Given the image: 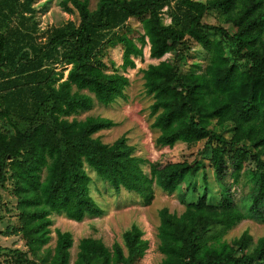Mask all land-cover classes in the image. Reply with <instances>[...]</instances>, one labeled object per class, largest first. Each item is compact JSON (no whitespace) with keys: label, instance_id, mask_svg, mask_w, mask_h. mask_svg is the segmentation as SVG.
Instances as JSON below:
<instances>
[{"label":"trees","instance_id":"trees-1","mask_svg":"<svg viewBox=\"0 0 264 264\" xmlns=\"http://www.w3.org/2000/svg\"><path fill=\"white\" fill-rule=\"evenodd\" d=\"M34 1L0 0V187L13 183L20 222L14 231L27 247L8 249V263L70 264V232L57 229L54 247H45L51 239L49 216L63 212L80 221L102 214L90 195L85 165L115 192L138 193L145 205L154 197V185L185 195L186 177L204 171L203 157L160 164L134 155L124 135L103 142L94 134L115 125L110 118H69L89 110L94 100L108 105L125 97L128 77L105 71L101 61L104 49L117 42L123 70L135 67L133 57L143 54L145 44L149 56L159 59L141 70L145 92L153 98L156 144L204 141L206 160L221 186L215 195L218 186L204 171V194L180 214L159 210L157 249L163 256L158 264H264V235L253 241L243 231L224 238L244 214L220 183L228 174L237 181L245 171L249 192L255 191L250 210L264 215V0H96L93 9L89 0H59L64 11L76 12L78 22L69 20L38 37L23 20L34 12ZM214 9L231 29L203 21ZM131 17L141 21L140 45L124 31ZM204 30L233 42L244 66L231 61L222 40L208 38ZM188 34L201 38L209 53L198 73L180 71ZM58 65H69L65 75ZM142 234L136 224L124 231L126 251L116 241L108 247L100 238L82 237L73 264H139L149 247Z\"/></svg>","mask_w":264,"mask_h":264},{"label":"rangeland","instance_id":"rangeland-1","mask_svg":"<svg viewBox=\"0 0 264 264\" xmlns=\"http://www.w3.org/2000/svg\"><path fill=\"white\" fill-rule=\"evenodd\" d=\"M89 1V7L93 9L96 0ZM33 6L35 7L34 12L25 13V17L28 18L23 19L24 24L29 26L27 31L33 36L38 37L46 29L61 27L69 20L78 22L76 12L64 11L59 0H35ZM165 9L166 7L163 8V10ZM20 19L16 18L15 22L18 23ZM163 20L166 23L170 21L166 11L163 14ZM203 21L231 29V26L222 20L220 12L215 9L209 11L204 16ZM124 31L135 40L137 45H140L138 37L142 34L143 29L138 18L131 17ZM203 33L210 39H221L229 59L236 61L241 67L244 66L246 62L240 59L237 60L234 55L235 44L233 42L223 39L220 34L213 31L204 30ZM187 38L189 50L183 56L180 71L181 73L201 72L208 62L209 53L203 47L201 38L190 34L187 35ZM37 41H40V38H37ZM148 47L149 45L145 44L143 54L133 57L136 63L134 68L123 70L121 68L122 45L117 42L109 44L104 49L101 57L102 67L107 72L117 71L128 77L129 84L125 89V97L117 98L108 105L94 100L89 110L81 111L69 118L83 119L88 115H93L112 119L115 125L96 132L94 136H98L105 143H112L124 135L126 143L133 147V154L149 161L160 164H164L168 160L192 162L203 157L207 180L214 187L218 186L217 189H214V194L218 195L221 186L217 181L215 183L212 168L206 160L209 156V148L205 146L204 141L191 145L178 141L171 147L160 146L155 142L159 131L152 126L154 117L150 115L149 107L153 98L145 92L141 70L149 63H157L159 59H153L149 56ZM167 56L165 55L163 58ZM56 67L58 71L65 69V75L69 65H58ZM219 131L223 132L226 137L230 135L229 130L219 129ZM85 169L91 178L89 182L90 195L102 208V214L85 215L80 221L68 218L63 212H52L49 216L51 219V239L45 247L51 249L54 247L57 229L70 232L73 238V245L70 248V264L74 262L78 249L77 245L82 237L100 238L108 247H111L113 242L116 241L126 251L122 235L132 224H136L140 228L143 233L142 237L149 242V247L139 264H158L163 256L157 249L159 210L162 207H167L170 212L180 214L185 209V204L195 201L199 195L204 194L206 186H208L206 179H204V171L199 169L195 175L186 177L185 183L188 190L185 195L179 190L168 194L154 185V197L150 204L145 205L138 193L124 188L119 192H115L112 186L98 176L93 169L87 165H85ZM143 170L148 173L147 164L143 165ZM220 183L228 189L237 207L244 214V218L228 230L224 238L230 240L238 237L243 231H247L252 235L253 241H256L257 238L264 235V215L260 216L250 210L252 196L255 191L249 192L247 173L243 171L237 181L228 174ZM12 186L13 183L7 181L3 187H0V246L4 248L0 250V264H9L10 252L8 249L17 248L23 251L27 249L20 233L14 231V228L20 222L18 220V210L16 209V197L11 192ZM262 209H264V202L262 203Z\"/></svg>","mask_w":264,"mask_h":264}]
</instances>
